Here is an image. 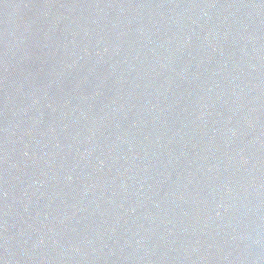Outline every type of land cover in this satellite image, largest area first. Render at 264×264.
Instances as JSON below:
<instances>
[{"label": "water", "instance_id": "water-1", "mask_svg": "<svg viewBox=\"0 0 264 264\" xmlns=\"http://www.w3.org/2000/svg\"><path fill=\"white\" fill-rule=\"evenodd\" d=\"M0 264H264V0H0Z\"/></svg>", "mask_w": 264, "mask_h": 264}]
</instances>
